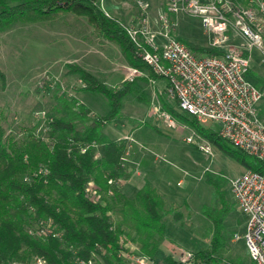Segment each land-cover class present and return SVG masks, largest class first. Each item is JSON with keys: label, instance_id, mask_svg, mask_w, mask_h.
Listing matches in <instances>:
<instances>
[{"label": "trees", "instance_id": "16d2710c", "mask_svg": "<svg viewBox=\"0 0 264 264\" xmlns=\"http://www.w3.org/2000/svg\"><path fill=\"white\" fill-rule=\"evenodd\" d=\"M68 14L87 19L99 37L117 45L130 68L147 74L141 77L144 82L162 79L144 62L125 26L107 16L97 0H0V35L17 24L56 22ZM180 40L195 54H218ZM68 68L83 84L81 92L106 100L107 114L95 116L87 104L63 93L56 97L60 107L47 117L43 133L37 127L17 131L9 125V115L0 109V264L32 257L42 258L46 264H128L123 255L130 252V244H137L144 256L154 260L165 243L171 242L169 219L184 228L183 214L168 205L154 180L151 183L148 179L134 197L122 192L131 144L106 132L107 126L122 117L127 98L145 100L137 78L110 88L80 66ZM250 75L264 92V78L251 70ZM5 81L0 72L2 86ZM176 105L177 109L165 104L164 110L177 123L246 171H264L261 161L203 127L197 118L181 111L177 101ZM149 127L162 134L155 126ZM142 164L148 166L147 162ZM205 182L213 189L214 200V206L202 208L211 224L208 247L189 253L186 263L166 255L165 264H244L221 255L227 243L225 221L235 211L226 182L209 171Z\"/></svg>", "mask_w": 264, "mask_h": 264}, {"label": "rangeland", "instance_id": "374dc122", "mask_svg": "<svg viewBox=\"0 0 264 264\" xmlns=\"http://www.w3.org/2000/svg\"><path fill=\"white\" fill-rule=\"evenodd\" d=\"M135 1L105 0L103 9L127 27L135 15ZM148 1L156 19L161 0ZM176 33L187 43L199 46L209 43L195 18L179 16ZM250 60L251 71L264 78V55L255 48ZM69 65L82 67L110 88L118 87L130 73L118 46L99 37L87 19L72 14L56 22L17 24L0 35V72L6 78L5 86L0 83V109L9 115L10 126H16L17 131L20 127H37L38 132L45 133L47 117L56 114L60 107L56 97L63 93L87 104L95 116L107 114L106 100L100 95L81 92L83 84L77 75L70 74ZM249 77L254 80L253 75ZM136 81L145 100L127 98L122 117L107 126L106 132L113 139L131 144L122 192L134 197L148 179L151 183L154 180V186L166 197L168 205L177 207L183 214L184 228L169 219L167 235L172 243H165L154 262L165 264L169 254L180 261L188 253L208 247L211 224L203 216L202 208L214 206L213 189L205 182V173L209 171L226 182L228 199L235 205V211L225 221L227 243L221 255L227 261L252 264L244 240L235 239V235H244L246 218L238 209L230 186L231 180L246 169L214 148L211 155H206L197 146L188 144L186 138L196 134L190 128L177 122L174 126L163 122L160 115L166 112L165 104L177 109L165 80L146 83L138 77ZM259 111L264 119V98ZM201 124L219 131L215 123ZM143 161L148 163L147 167ZM130 248L140 252L137 244Z\"/></svg>", "mask_w": 264, "mask_h": 264}, {"label": "built area", "instance_id": "2783aa9c", "mask_svg": "<svg viewBox=\"0 0 264 264\" xmlns=\"http://www.w3.org/2000/svg\"><path fill=\"white\" fill-rule=\"evenodd\" d=\"M97 2L105 12V0ZM133 8L127 33L148 67L166 81L167 92L179 109L200 123L217 124L222 139L264 165V119L259 111L264 92L249 77L252 50L264 55V0H161L156 19L148 0H136ZM181 15L200 21L209 39L206 47L217 55L195 54L179 39L176 27ZM129 72L130 82L146 77L137 69L129 67ZM160 117L168 126L175 125L167 112ZM186 142L212 154L211 144L197 134ZM230 186L246 218L244 235L235 239L244 240L254 264H264V171L247 170L231 180ZM130 246V252L123 255L128 264H158ZM190 257L188 253L181 262ZM7 264L46 262L32 257Z\"/></svg>", "mask_w": 264, "mask_h": 264}]
</instances>
